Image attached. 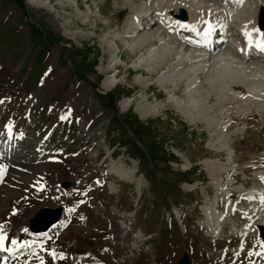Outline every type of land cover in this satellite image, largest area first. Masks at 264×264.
I'll use <instances>...</instances> for the list:
<instances>
[{
  "label": "rangeland",
  "instance_id": "1",
  "mask_svg": "<svg viewBox=\"0 0 264 264\" xmlns=\"http://www.w3.org/2000/svg\"><path fill=\"white\" fill-rule=\"evenodd\" d=\"M22 1L26 8L25 16L15 5V0H0V96L4 94L1 97L6 98L4 102L11 103L12 108L18 110L16 112L18 117H14L15 121L21 124L20 117L24 114L27 94L34 90L37 92L39 85L35 86L33 83L39 73L43 78L45 72H48V75L44 86L37 93L38 100L30 109H26V112H29L30 122L24 120L21 124L26 134L33 136V141L39 140L41 135H46L50 129L43 128L54 120V114L46 110L47 106H50L47 101L48 96H52L50 100L59 101L54 104L55 109H60L65 103L69 110L71 106L73 109L78 107L83 100L87 105L89 102L87 108L82 105L80 107L86 121L89 118L92 121L94 119L88 128H83L85 122L84 116H81V130L75 126L77 116H74L73 131L68 132L70 134L68 138L65 136V128L61 130L57 127L52 130L53 133L46 142L50 149L65 148L68 154L74 153V156H68L73 158L63 159L62 164L46 162L47 165H51L48 171L39 170L44 172L41 173L42 175L46 174L45 176L56 179L50 182L55 189L49 188L50 184L47 190L46 185L43 186L45 191L42 193L46 194V198H52L55 193L60 192L57 186L61 188L62 182L68 183V186L64 187L68 190L72 184L82 188L90 185L88 187L90 193L87 192L86 195L91 194L92 199L81 197L83 204L79 211H82V214L77 216L73 214V221L69 218L73 225L78 224L73 234L68 233L69 236L67 234L71 244H68V241L63 243L67 244V248L75 245L77 252L86 250L88 253H100L105 248L104 256L109 259L105 260L106 264L119 262V264H174L183 252L192 254L189 249L194 244L196 245L195 264H199L198 250H201L204 256L208 253L213 255L209 237L205 236V232H202L203 228L200 227V222L205 219L204 216L211 215V213L205 215V211L208 210L205 204L214 196L213 186L217 185V182L213 179L219 178L218 173L222 178L229 168L227 156L229 157L230 146H232L236 160L233 167L237 173L235 182L237 185L247 184L245 187L255 184V171L259 170L260 166H264V101L250 103V100H247L233 106L229 100L227 105L217 104L213 96L207 99L204 105L188 104L180 108L178 104L169 101L167 91L159 85L161 80L158 78L162 73L161 70H156L155 72L158 71L159 75L150 76V79L146 75L138 74L134 70L135 60L149 45L144 44L140 50L132 51L126 44H128L127 40L134 39L135 35L128 36L125 31L124 34L127 37L124 36V24L134 12L139 11L143 14L149 10L154 0H42L45 4L43 6H34L29 0ZM165 2L166 0H163V3ZM27 24L39 26L45 37L51 38V43L44 40L43 44L46 45L43 46L42 43L37 45L32 38L28 37ZM155 28L156 26L153 27ZM144 35L146 33L140 36L144 37ZM114 41L118 43V47ZM42 46L43 49L39 53L38 48ZM8 53H11V57ZM5 55L6 59L3 61ZM22 56H24L23 60ZM35 57H40L41 60L36 64L37 71L35 76L33 75V82L30 88L22 90L21 83L25 86L30 84L29 81H25V75L30 59L32 61L34 58L35 63ZM112 60L116 61V70L108 68L115 63ZM17 70H20L19 74ZM33 71V69L31 73L28 71V74L32 75ZM109 74L114 82L117 79V84L104 90L101 84ZM137 77H140V80H146L147 83H138ZM241 81L244 82V80ZM182 89L176 93L179 94L180 99H185ZM143 95L144 99H142ZM262 95L258 94V98H264V94ZM65 96V103L61 102ZM122 96L123 100L120 99ZM69 97H72L70 101ZM125 100H132V105L122 109L120 103ZM199 101L202 103V100ZM31 104L32 101L28 105ZM144 104H157L159 111L154 115L148 114L147 117L141 118L137 106L141 107ZM247 111L250 112L245 115ZM4 115L9 116L10 112H5ZM102 121L101 128H104L106 133L104 134L103 130L102 136H93L97 124ZM241 127L242 131L239 133ZM2 131L6 132L4 123ZM89 134L92 139L89 138ZM7 136V132L5 137L0 135V140L6 143L11 141L7 139ZM121 138L123 140L126 138L124 140L126 142L130 140L137 143L145 157L142 158L137 147L129 142L124 143L126 147L115 150L116 154H123L118 158L125 161L124 166L120 160L115 166L120 165L127 171L132 169L135 172L131 179L125 180L121 178L119 180L112 174L116 194L108 196L105 187L103 191V188L91 184L94 177H100L101 171L105 169L103 171L106 172L109 167L106 163L102 164L104 160L101 162L102 148L107 144L111 148ZM94 145L101 150L98 151L95 161H89L88 152ZM29 146L23 151V155H30ZM16 150L19 151L20 148ZM43 151L48 153L47 149ZM106 156L104 154L103 159ZM118 158L116 157V160ZM206 159L212 161L215 166V168L212 167L214 178L210 177V171L203 163ZM261 160L263 164H260ZM40 162L42 163L38 160L35 164ZM70 162L75 165L71 166ZM26 163L28 164V161ZM43 165L46 169V165ZM188 166L192 168L191 171L190 169L185 171ZM151 167L155 177L148 182L142 179L140 172L145 175V171ZM49 171L52 177L48 174ZM26 172L28 175L33 174L32 170L28 172L25 169L24 173ZM182 174H185L183 178ZM112 177H106V180L114 185ZM135 178L141 180L139 190L137 187L140 182L136 183V187L133 180ZM19 180H25L23 183H27L21 187V191L26 192L31 180L21 178ZM152 182H154L153 186ZM193 182H195L194 185H189ZM161 190L165 191L161 192ZM53 191L55 193L52 194ZM49 192L52 194L50 197ZM79 194V191L73 194L70 191L66 195L65 203L71 202ZM176 195L182 196V203L171 201L172 204H170L165 201L166 196H170L173 200ZM59 197L63 199L61 195ZM107 197L111 199L108 200ZM39 199L33 200L29 208L33 209L38 204L56 202L39 201ZM65 203L58 201L56 205L63 207L66 216ZM114 206L116 208H113ZM90 210L93 211L89 213ZM106 214H109V217ZM119 214L122 216L121 219L118 217ZM82 225H85L84 232ZM86 229L92 231L90 236H86ZM118 235H120L119 238ZM116 241H121L119 244L124 247L119 252L121 259L117 257L118 248L114 244ZM57 244L61 246L60 243ZM207 248L209 252L205 251ZM67 253L70 252L67 251ZM81 253L83 252H79ZM95 261L102 262L99 259ZM212 262L211 259L208 264Z\"/></svg>",
  "mask_w": 264,
  "mask_h": 264
},
{
  "label": "bare ground",
  "instance_id": "2",
  "mask_svg": "<svg viewBox=\"0 0 264 264\" xmlns=\"http://www.w3.org/2000/svg\"><path fill=\"white\" fill-rule=\"evenodd\" d=\"M29 1L33 2L32 4L34 6L45 5L42 0ZM165 3H163V0H154L153 6L150 8L151 12L145 11L143 14H141L139 11L134 12L130 17H128L129 19H127L124 24L125 30H123V34L125 31H127L126 34L128 36H131L132 34L135 35L134 39L127 40L128 44H126L132 51L135 52L138 51V49L140 50V47H142L144 44L149 45L144 49L143 52L140 53L138 58L135 60L134 70L138 74H140L141 76L146 75V77L149 78L150 76L152 77L158 74V71L155 72L156 70H161V75L158 74V80H161L159 85L163 86V88H165V90L167 91L169 101L173 102L174 104H178L180 108H184L188 104H197V106H199V104L204 105L206 100L210 99V97L213 96H215V103L227 105L229 100L230 103L233 104V106H235L234 104L241 103L243 101L245 102L247 100H250V103L255 101H264L263 97L258 98V94H260V92L264 89V64L257 58H251V49L247 44L242 45V47L237 46V52L232 48L227 47L226 45L218 46L215 47V49L213 48L211 50L200 48L199 46L195 45L196 42L194 41L189 43L193 46L185 47V43L181 41L179 36H171V32L168 29L169 27L166 25L168 16L176 17L184 22L188 20L186 23L194 25L199 21V14H202L203 17H207L211 20L213 26L219 24L222 31L224 30V28H226V26L231 24L234 28L242 30V32H244V35L246 33L252 34L258 30H256L255 27L256 9L258 8V6L264 5V0H166ZM156 9L158 11H162L160 13L158 12V17L151 15V13ZM161 15H163V17H160ZM147 16L149 17L148 19L144 18ZM212 16L214 18L211 19ZM140 17H142L141 19H144V23L146 21L145 24L141 23L142 26H138ZM154 22L158 23V27H161L162 31H158L157 29H155V31L148 32L147 29H150ZM134 25H136V27ZM139 30L143 31L141 34H143L145 31L146 35H144V37H141V34L138 33ZM259 31H261V33H257V35L259 37H263L264 29ZM163 32L168 33L169 35L167 36H171L170 40H166L164 38V35L162 34ZM124 36L126 35L124 34ZM248 39L252 40L251 38ZM114 44L116 45V47H118L117 42L114 41ZM242 50L249 53L246 56H243L241 54ZM165 55L166 59H164ZM115 64L116 61L113 65H109L108 68H114L116 70ZM172 71H174L175 73ZM142 78L143 77H141V79ZM137 79H139L138 83L140 84L147 83L146 80H140V77H137ZM241 80H244V82ZM115 82L109 74L103 79L101 85L104 90H107L112 86H115ZM185 86L186 88H184L185 92L183 94L186 98L180 99L179 94L176 92H178ZM143 97L145 98L144 95L142 96V99H144ZM199 100H202V103ZM120 104L122 109H125L126 107L132 105V100H125ZM67 108L65 106L62 112H65ZM137 110L141 118H145L148 116V114L154 115L156 112H158L159 106L157 104H144L141 105V107L137 106ZM62 112H60V114ZM1 121L5 125V130L8 135H15L16 128L14 129V127L16 126L5 117L1 118L0 122ZM102 123L103 121L97 124V129L94 131L93 136H102ZM78 126L80 127V123H78ZM88 136L90 137V134ZM15 138L16 135L13 138L11 136V141L7 142L10 149L11 147H13L12 154L9 155L8 158H4L0 153V234H2V236L4 237L2 240H0V244L5 242L6 244L4 245V247H6L7 245H11L10 241L13 240L15 241V243H13L12 246L22 241H24V245L20 248H14L13 252L9 255L0 253V264H106L107 261L105 260L109 259L105 258L104 256V253L106 252L105 248L104 250L100 249V253H88L86 252V250H79L77 252L75 250V245H73L71 248H67V244L63 243L68 241L69 239L67 238V234H73L74 230H76V226L78 225H73L74 223H71L74 218L73 214H75L76 216L80 213L82 214V211H79L82 205L80 196L76 198L78 200L67 203V208H69L72 212L68 214V218L63 220L61 224H59L58 221L46 232H42L39 234L28 233L26 229L27 217L32 210L29 208L30 200L40 194H44L42 193V191H45L43 186L46 185L47 190L50 182H54V180L50 177L45 176L46 174L42 175L40 180L38 179V177H36V174L44 173L42 171H48L51 168V165H47L49 160L47 158H49V156H47L45 160L42 161V163L40 162V164H35L39 159L34 157L32 152L30 153V155L22 154L23 151L32 144V140L27 138L28 140L24 139L21 142H18L15 140ZM17 138L21 139V135H18ZM16 148H20V150L18 151L16 150ZM97 148V145H94L93 149L88 152L89 161H95L98 151L101 150ZM230 148L233 147L230 146ZM45 152L46 151H43L42 153ZM110 156L111 153L107 155L102 162V164L106 163L107 167L109 165L106 172L102 170L103 173H105L106 175L114 174L121 179H126L132 176V174L134 173L132 169L127 171L121 168L120 165L115 166L113 164V162L115 161L110 159ZM231 156L232 155L230 154V157ZM26 161H28V164L26 163ZM232 161L234 160L232 159ZM71 162L70 165L74 166L75 164H71ZM203 163L209 169L211 174L210 177L214 178V174L212 173V171L215 166L213 165V162L206 159L203 161ZM43 164L46 165V169ZM42 165L44 166V168H42ZM21 166H25L26 171L28 170V172L32 170L33 174L28 175L27 172L24 173L25 171L21 173H19L18 171H14ZM40 169L42 171H39ZM61 171L62 170H60V172ZM14 175H18L19 177L17 178ZM19 178L31 180V183L27 187L26 192L21 191L23 181L25 180L20 181ZM213 180L218 183L219 178L215 177ZM137 182H139V180H137ZM38 185L41 187L40 189H36ZM105 189L107 194L114 193L115 191L114 185L111 182H108V180L105 181ZM68 191L69 190H65V192ZM246 191H250V189L244 190L243 192ZM49 193L48 196L50 197L53 193H55V191H53L52 194L50 193V195ZM57 195L58 194L55 193L53 196H60ZM62 198L63 199L61 201L65 202L66 199L63 196ZM107 199L109 200L111 198L107 197ZM75 203L79 205L76 206L77 204ZM93 210H90L89 213H91ZM12 213L14 215H12ZM110 213H112L111 210ZM257 214L258 218L252 223L249 231L253 230V228L258 224L264 226L263 206L258 207ZM106 216L109 217V214H106ZM118 217L120 219L122 218L120 214L118 215ZM204 217V220H206L207 215ZM69 218L72 221L69 220ZM6 220H8L9 223L7 222L5 224ZM201 224L202 228L208 226L214 233V235L218 233V230L221 227V223H219L216 218L212 219L209 223L207 221H202ZM82 226V231L84 232L85 225ZM10 228L12 230H10ZM229 228L231 233L235 232L236 229L234 222L231 223L227 229ZM52 230L55 231L51 232ZM86 233V236H90L92 231L90 229H86ZM18 236L24 238H21L20 241H17L15 238ZM119 236L120 235H118V238ZM54 242L60 243L61 246H58V244ZM68 242V244H71L70 241ZM119 243H121V241L114 242L115 246L118 249L122 248ZM257 243V248H264V239L258 240ZM50 245L51 247L53 245V248H51ZM252 249L254 250V248ZM67 251H69L70 253H67ZM81 251L83 253L79 254V252ZM13 253H17V256L15 258H12L11 261H8V259L13 256ZM219 256L220 253L217 255V258L215 260L212 259V261L214 262H212L211 264H223V262L219 261ZM95 259H99L102 262L95 261Z\"/></svg>",
  "mask_w": 264,
  "mask_h": 264
},
{
  "label": "water",
  "instance_id": "3",
  "mask_svg": "<svg viewBox=\"0 0 264 264\" xmlns=\"http://www.w3.org/2000/svg\"><path fill=\"white\" fill-rule=\"evenodd\" d=\"M259 19H260L259 26L262 27V26L264 25V21H263V19H264V8H261V10L259 11ZM56 211H57V210H54L52 216H50L49 218H47V219L45 220V222H44L43 226L41 227V229H42V228L45 229L49 224H51L52 222L55 221L56 216H57V213H58V211H57V213H56ZM32 228L34 229L33 226H32ZM37 230H38V229H37ZM177 264H186V260H185V258L182 257V258L178 261Z\"/></svg>",
  "mask_w": 264,
  "mask_h": 264
},
{
  "label": "trees",
  "instance_id": "4",
  "mask_svg": "<svg viewBox=\"0 0 264 264\" xmlns=\"http://www.w3.org/2000/svg\"><path fill=\"white\" fill-rule=\"evenodd\" d=\"M16 1H17V3H18L19 6L22 5L21 0H16ZM30 28H31V30H32V33L35 34V36H36V35H38L39 37L42 36V35L40 34V31H39V29H38L37 27H34V26L31 27V26H30ZM43 36H44V35H43ZM137 149H138V148H137ZM138 150H139V149H138ZM139 152H140V154H141V157L144 158L145 156H143L141 150H139Z\"/></svg>",
  "mask_w": 264,
  "mask_h": 264
},
{
  "label": "snow or ice",
  "instance_id": "5",
  "mask_svg": "<svg viewBox=\"0 0 264 264\" xmlns=\"http://www.w3.org/2000/svg\"><path fill=\"white\" fill-rule=\"evenodd\" d=\"M258 47H260L261 50H264V39H262L260 41V43L258 44ZM3 238H4L3 236H0V240H2ZM13 243H15V241H13ZM5 250H7V249H5Z\"/></svg>",
  "mask_w": 264,
  "mask_h": 264
}]
</instances>
